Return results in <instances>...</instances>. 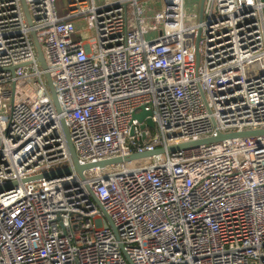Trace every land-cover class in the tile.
Listing matches in <instances>:
<instances>
[{
    "label": "built area",
    "instance_id": "2783aa9c",
    "mask_svg": "<svg viewBox=\"0 0 264 264\" xmlns=\"http://www.w3.org/2000/svg\"><path fill=\"white\" fill-rule=\"evenodd\" d=\"M24 2L0 0V264H264V135L81 176L62 123L82 165L264 129V0Z\"/></svg>",
    "mask_w": 264,
    "mask_h": 264
},
{
    "label": "water",
    "instance_id": "95a60500",
    "mask_svg": "<svg viewBox=\"0 0 264 264\" xmlns=\"http://www.w3.org/2000/svg\"><path fill=\"white\" fill-rule=\"evenodd\" d=\"M203 1L202 0V5H201V15H202V9H203ZM24 3V8L26 11V15L28 17V20L30 21V15L29 12L27 10L26 4L23 0ZM34 36V41L36 44V49H37V57H38V61L40 62L42 68L45 71V76L47 79V83L52 95V98L54 100V103L57 107V110L59 112H61V106L58 100V96L56 93V90L54 88L53 82H52V78L50 76V73L47 71V65H46V61H45V57H44V53L42 50V46L39 42V40L37 39V37L35 36V33H33ZM198 42H199V38H198ZM198 46V44H197ZM197 58L199 60V52L197 53ZM149 114V112L147 111H143L142 113H140L138 115V117L140 119H144L146 118V116ZM147 120V124L153 126V122L150 118H146ZM62 123L64 126V131L68 140V144H69V148L73 157V161H74V169L77 171V173H79V175L83 176V170L89 168V167H93V166H106L108 164H115V163H119L122 161H126V160H130V159H134V158H139V157H145V156H151L154 154H158V153H164L166 150L167 151H176L178 149H183V148H189V147H194L197 146L199 144H204V143H211V142H216V141H221L224 139H230V138H252V137H260L261 135H264V129H257V130H244V131H237V132H230V133H219L218 135L215 136H210V137H206V138H202L198 141H191V142H185V143H180V144H174V145H169L167 148H163V147H159V148H155L153 150L150 151H145V152H139V153H134V154H130L124 157H114L111 159H105L102 161H98L96 163H88L86 165H82L78 162V158H77V154L76 151L74 149V146L72 144V141L70 139V135H69V130L67 128V126L65 125V121L64 119H62ZM71 168L70 167H65L62 169H58V170H54V171H50V172H44L43 174H39V175H35V176H31V177H27L24 179V181H30V180H37L40 178H50V177H54L56 175H60L63 173H68L70 172ZM13 185H16V182H9L6 185H0V191L3 190L4 188H9L12 187ZM95 198V197H94ZM95 201L97 202V204L99 205V207L102 209V211L104 212V214L106 215L108 222L110 224V226L113 228V230L116 232V227L114 226L112 220L110 219L109 215L106 213V211L102 208L100 202L98 201L97 198H95Z\"/></svg>",
    "mask_w": 264,
    "mask_h": 264
},
{
    "label": "rangeland",
    "instance_id": "374dc122",
    "mask_svg": "<svg viewBox=\"0 0 264 264\" xmlns=\"http://www.w3.org/2000/svg\"><path fill=\"white\" fill-rule=\"evenodd\" d=\"M57 7L60 13H63L66 8V0H58L57 2Z\"/></svg>",
    "mask_w": 264,
    "mask_h": 264
}]
</instances>
